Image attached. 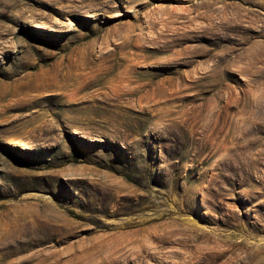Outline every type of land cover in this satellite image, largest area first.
Returning a JSON list of instances; mask_svg holds the SVG:
<instances>
[{"label":"rangeland","instance_id":"rangeland-1","mask_svg":"<svg viewBox=\"0 0 264 264\" xmlns=\"http://www.w3.org/2000/svg\"><path fill=\"white\" fill-rule=\"evenodd\" d=\"M0 264H264V0H0Z\"/></svg>","mask_w":264,"mask_h":264},{"label":"bare ground","instance_id":"bare-ground-1","mask_svg":"<svg viewBox=\"0 0 264 264\" xmlns=\"http://www.w3.org/2000/svg\"><path fill=\"white\" fill-rule=\"evenodd\" d=\"M57 138V137H56ZM60 139V137H58ZM55 139V138H54ZM47 163V162H46Z\"/></svg>","mask_w":264,"mask_h":264}]
</instances>
